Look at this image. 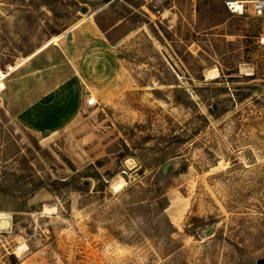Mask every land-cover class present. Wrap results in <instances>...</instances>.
<instances>
[{"label": "rangeland", "instance_id": "obj_1", "mask_svg": "<svg viewBox=\"0 0 264 264\" xmlns=\"http://www.w3.org/2000/svg\"><path fill=\"white\" fill-rule=\"evenodd\" d=\"M224 1L0 0V264L264 259V17Z\"/></svg>", "mask_w": 264, "mask_h": 264}, {"label": "built area", "instance_id": "obj_2", "mask_svg": "<svg viewBox=\"0 0 264 264\" xmlns=\"http://www.w3.org/2000/svg\"><path fill=\"white\" fill-rule=\"evenodd\" d=\"M224 5L232 15L249 14L254 17H264V0H225ZM95 104L96 100L91 96L85 100L87 107Z\"/></svg>", "mask_w": 264, "mask_h": 264}, {"label": "trees", "instance_id": "obj_3", "mask_svg": "<svg viewBox=\"0 0 264 264\" xmlns=\"http://www.w3.org/2000/svg\"><path fill=\"white\" fill-rule=\"evenodd\" d=\"M110 1H112V0H104V3H108V2H110ZM114 1V0H113ZM226 8V7H225ZM215 25V24H214ZM213 26V25H212ZM211 25H210V27H212ZM100 27V26H99ZM102 28V27H101ZM103 31H105V30H103ZM195 108H197L196 106H195ZM210 109V108H209ZM214 111L215 110H213V109H210L209 110V112H210V114H214ZM199 117H201V119H202V121L204 122V123H207L208 122V120H207V118L204 116V115H202V114H199L198 115ZM183 139H181V138H179V137H176V141L177 142H181ZM184 141V140H183ZM136 187H138L139 189H140V191L141 192H146V187H141L139 184L138 185H136ZM165 188H167V186L165 187ZM165 188H163V189H158L157 191H159V192H157V204L159 205V207H160V209L162 210V211H164L167 207H168V204H169V201H168V198H167V196H166V194L164 193V189ZM146 200V198L145 197H141V198H139V199H137L136 201H145Z\"/></svg>", "mask_w": 264, "mask_h": 264}, {"label": "bare ground", "instance_id": "obj_4", "mask_svg": "<svg viewBox=\"0 0 264 264\" xmlns=\"http://www.w3.org/2000/svg\"><path fill=\"white\" fill-rule=\"evenodd\" d=\"M54 39V38H53ZM213 72V71H212ZM211 73V72H210ZM208 73V75L210 74ZM215 73V72H214ZM5 77V75L0 71V90L4 87L3 83L1 82L2 79ZM122 180L118 181L117 183H114L113 186L115 188H120L122 186ZM9 223L7 219L3 217V214H0V230L8 227ZM24 246L19 247L18 249L21 250Z\"/></svg>", "mask_w": 264, "mask_h": 264}, {"label": "water", "instance_id": "obj_5", "mask_svg": "<svg viewBox=\"0 0 264 264\" xmlns=\"http://www.w3.org/2000/svg\"><path fill=\"white\" fill-rule=\"evenodd\" d=\"M82 11H84V8H82ZM66 38H67V40H70V39H71V34L68 33V34L66 35ZM43 134H44V135H47L48 132H47V131H44ZM129 161H130V160L127 161V164H128ZM131 162H132V161H131ZM170 163H171V162H167V163L162 167V173H163V174H166L167 169H168ZM132 165H133V164H132ZM127 167H128V168H131L130 165H127ZM7 221H8V220H7ZM8 223H9V221H8ZM8 227H9V225H8ZM8 227H6V228H4V229H7ZM4 229H1V230H4ZM211 232H212V228L206 230V231H205V234H206V235H209ZM256 264H264V259H258V260H256Z\"/></svg>", "mask_w": 264, "mask_h": 264}, {"label": "crops", "instance_id": "obj_6", "mask_svg": "<svg viewBox=\"0 0 264 264\" xmlns=\"http://www.w3.org/2000/svg\"><path fill=\"white\" fill-rule=\"evenodd\" d=\"M83 106H85V108H88L86 105H85V103H84V105Z\"/></svg>", "mask_w": 264, "mask_h": 264}]
</instances>
